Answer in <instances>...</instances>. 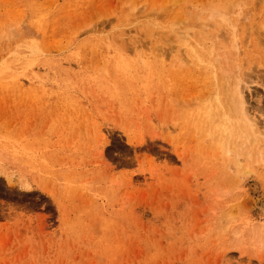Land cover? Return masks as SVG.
<instances>
[{"label": "rangeland", "instance_id": "374dc122", "mask_svg": "<svg viewBox=\"0 0 264 264\" xmlns=\"http://www.w3.org/2000/svg\"><path fill=\"white\" fill-rule=\"evenodd\" d=\"M256 129L264 0H0V264H264Z\"/></svg>", "mask_w": 264, "mask_h": 264}, {"label": "bare ground", "instance_id": "6f19581e", "mask_svg": "<svg viewBox=\"0 0 264 264\" xmlns=\"http://www.w3.org/2000/svg\"><path fill=\"white\" fill-rule=\"evenodd\" d=\"M214 14H216V13H214ZM211 15V14H210ZM212 17H214V15H212ZM210 18V19H213V18ZM218 17V16H217ZM201 20V19H200ZM207 20H209V19H203V21L207 24V23H209V22H207ZM206 24H204L203 26H202V28L203 27H208V25L206 26ZM206 28H204L203 30H205ZM187 31V30H186ZM176 32H178V31H176ZM204 33H205V31H204ZM181 34V33H180ZM187 34V33H186ZM192 34V33H191ZM189 35V34H188ZM237 41V40H236ZM234 39H233V41H232V47L236 50V51H234L235 53H237V51L239 50V45H238V43L236 42ZM240 86L237 84L236 85V88H237V90L235 91V94H234V96H235V99L237 98V100H238V104H239V108H240V111L242 112V114L245 116V118L250 122V125H251V127L254 129V127H256L257 126V123L249 116V113L246 111V108H245V104H244V98H243V96H242V91H243V89H239L238 90V88H239ZM241 90V91H240ZM227 95V94H226ZM231 100H232V97H231ZM232 103V102H231ZM245 105V106H244ZM256 136L259 138H261L263 141H264V131H260V129H256ZM233 148V147H232ZM231 148V149H232ZM219 149V148H218ZM233 151V149L232 150H227V153H230V154H232L231 152ZM252 154H254V153H252ZM251 154V152L247 155L249 158H251V156H253ZM229 155V154H228ZM255 155V154H254ZM259 155V154H258ZM260 156V155H259ZM255 157V156H254ZM248 158V159H249ZM255 158H257V157H255ZM255 158H253V159H255ZM253 163H254V161H253ZM241 164V163H240ZM259 164L261 165V166H263L264 167V165H263V163L262 162H259ZM27 188V187H26Z\"/></svg>", "mask_w": 264, "mask_h": 264}]
</instances>
